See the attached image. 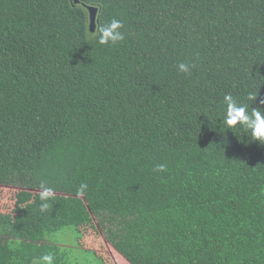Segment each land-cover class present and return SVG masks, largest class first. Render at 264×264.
<instances>
[{
	"label": "trees",
	"instance_id": "obj_1",
	"mask_svg": "<svg viewBox=\"0 0 264 264\" xmlns=\"http://www.w3.org/2000/svg\"><path fill=\"white\" fill-rule=\"evenodd\" d=\"M0 187V264H264V0H0Z\"/></svg>",
	"mask_w": 264,
	"mask_h": 264
},
{
	"label": "rangeland",
	"instance_id": "obj_2",
	"mask_svg": "<svg viewBox=\"0 0 264 264\" xmlns=\"http://www.w3.org/2000/svg\"><path fill=\"white\" fill-rule=\"evenodd\" d=\"M16 189L13 187H0V214L9 213L14 207ZM95 228L83 229V238L81 240V248H74L71 252V260L77 264H94V254L84 251V248L95 251L100 255L107 264H129L122 256H120L113 248V246L106 242L104 235L97 228L96 222ZM55 243L63 246L74 247V239L69 236L63 237V233H56L52 237Z\"/></svg>",
	"mask_w": 264,
	"mask_h": 264
},
{
	"label": "water",
	"instance_id": "obj_3",
	"mask_svg": "<svg viewBox=\"0 0 264 264\" xmlns=\"http://www.w3.org/2000/svg\"><path fill=\"white\" fill-rule=\"evenodd\" d=\"M77 3V0H74ZM88 15H89V30L93 33L96 29L97 23V8L95 7H87Z\"/></svg>",
	"mask_w": 264,
	"mask_h": 264
}]
</instances>
